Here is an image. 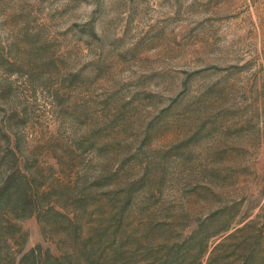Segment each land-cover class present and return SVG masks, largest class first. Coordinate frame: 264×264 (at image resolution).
Returning a JSON list of instances; mask_svg holds the SVG:
<instances>
[{"label": "rangeland", "instance_id": "1", "mask_svg": "<svg viewBox=\"0 0 264 264\" xmlns=\"http://www.w3.org/2000/svg\"><path fill=\"white\" fill-rule=\"evenodd\" d=\"M10 174L0 264H264V0H0Z\"/></svg>", "mask_w": 264, "mask_h": 264}, {"label": "trees", "instance_id": "2", "mask_svg": "<svg viewBox=\"0 0 264 264\" xmlns=\"http://www.w3.org/2000/svg\"><path fill=\"white\" fill-rule=\"evenodd\" d=\"M30 192L31 187L28 185L27 181L21 182L18 179V176L13 174L7 176L3 186L0 188V231L2 232L0 234V242H5L4 231H2L4 227L1 223L5 211L8 208L11 212H14L15 215L17 212H22L21 215L25 216L29 210V205L31 204ZM39 202L40 204H43L44 198L40 197ZM11 226L12 225L9 224V227ZM67 228L68 231L71 232V227ZM75 236L76 234L74 233V238ZM257 242L258 238L256 236H253L252 238H244V240L240 242V245H246L245 247L248 249L243 253H240L237 250L239 255L233 253V260H236L238 264H260L254 251ZM220 245L221 244H219L210 254L207 264H214L216 262V251ZM181 254L182 247L179 245L174 246V248L169 250L168 255L162 264H179V260L182 256ZM7 259L9 264H16V262L17 264H73V262L69 260L68 255H63L62 257H54L49 253L43 255L39 245L22 253L18 261H14L15 258H12L9 254H7Z\"/></svg>", "mask_w": 264, "mask_h": 264}]
</instances>
